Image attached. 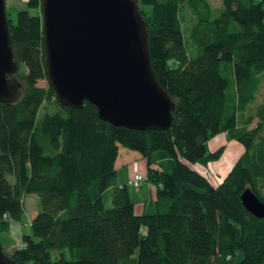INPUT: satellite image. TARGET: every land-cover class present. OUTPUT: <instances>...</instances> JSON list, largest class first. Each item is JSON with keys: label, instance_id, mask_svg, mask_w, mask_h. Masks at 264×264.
I'll return each instance as SVG.
<instances>
[{"label": "trees", "instance_id": "trees-1", "mask_svg": "<svg viewBox=\"0 0 264 264\" xmlns=\"http://www.w3.org/2000/svg\"><path fill=\"white\" fill-rule=\"evenodd\" d=\"M137 2L150 63L174 101L167 127L112 123L87 99L61 105L45 71L40 0L14 19L6 9L21 93L0 100L2 248L18 264H264V216L240 198L248 185L264 199V0H221L216 12L209 0ZM45 101L54 107L38 112ZM220 131L243 149L213 182L193 164L219 157L225 144L208 140ZM120 144L145 156L142 178L155 186L141 212L116 177ZM28 191L40 207L7 250L1 234Z\"/></svg>", "mask_w": 264, "mask_h": 264}, {"label": "water", "instance_id": "water-1", "mask_svg": "<svg viewBox=\"0 0 264 264\" xmlns=\"http://www.w3.org/2000/svg\"><path fill=\"white\" fill-rule=\"evenodd\" d=\"M45 71L61 105L92 101L101 118L136 128L167 127L174 101L150 63L137 0H40ZM5 0H0V100H15L21 80ZM243 205L264 216V199L248 185ZM0 264H18L0 241Z\"/></svg>", "mask_w": 264, "mask_h": 264}, {"label": "rangeland", "instance_id": "rangeland-1", "mask_svg": "<svg viewBox=\"0 0 264 264\" xmlns=\"http://www.w3.org/2000/svg\"><path fill=\"white\" fill-rule=\"evenodd\" d=\"M209 2L211 3L212 6V10L214 12H216L218 10V8L221 5V0H209ZM6 3V9L8 11L9 16H11L13 19L15 18V10L17 7H27L30 12H36L37 7L36 6H32L26 3V0H5ZM184 16L182 18V25L184 27H186L187 25L190 24V19L192 18V13L189 10L188 6H184V12H183ZM188 34L186 33V31L184 30V37L185 39H187ZM38 83H45V78L44 77H40L37 79ZM263 91V86L261 85L259 88V91L257 92L256 95V100H258L260 98V95ZM54 107V103L51 101H45L43 102L39 109L38 112H42L44 109H52ZM221 135V134H220ZM219 137L217 135H213L211 138H209L208 140V144L209 146H211L210 148H214L215 146H217L220 141H225L226 145H225V149L222 151V153L219 155L218 158L215 159H210L208 160V163L204 165V167L202 168L203 170L206 171H202L204 173H206L207 175L209 174V178L210 180H212V176H214L213 178L215 179V181L218 180L217 174L212 172V168L213 166L217 168V166H219L220 162H225L228 163L231 161H233V159L236 158L238 153H233L236 148L234 147L233 144V139L231 138H227V139H218ZM132 153V150H130V148L120 144L119 145V150H118V156H117V160L115 162V166H117V170H116V177L118 179L119 182H126L127 186H128V190L130 192V195L133 198H143L146 197L148 193L146 189V179L145 177L142 178V182L139 185L138 189H135L134 185L131 183L127 182L126 175H127V163H125L123 160L124 159H128L131 158V162L132 165L134 167V170H137V160L135 157H133L134 155ZM140 157V155H138V158ZM143 158L145 159V156H143ZM143 158L140 157L139 158V164H140V168L142 170V173L144 172V162H143ZM197 164H199L197 162ZM220 176V175H219ZM149 183V180H148ZM146 191V192H145ZM137 203V202H136ZM40 207V203L38 200V195L35 191H28L26 193H24L23 195V215L20 219L15 220L14 222H11L8 225V229H5L2 234H1V238L3 243L5 244V248L7 250H9V247L14 245L17 242V239L20 236V232L23 229H28V222H29V218L36 212V210Z\"/></svg>", "mask_w": 264, "mask_h": 264}, {"label": "crops", "instance_id": "crops-1", "mask_svg": "<svg viewBox=\"0 0 264 264\" xmlns=\"http://www.w3.org/2000/svg\"><path fill=\"white\" fill-rule=\"evenodd\" d=\"M221 134V135H220ZM214 135H217L219 138L218 139H227L228 137L226 136V134H225V132L224 131H220V132H217L216 134H214ZM212 137V136H211ZM210 137V138H211ZM220 139V140H221ZM231 139H233V144H234V147L236 148V150L233 152V153H238L237 154V156L239 155V153L242 151V149H243V145H242V143L240 142V141H238L237 139H234V138H231ZM224 143L225 145H226V143H225V141H220V143ZM211 147V146H210ZM224 149H225V147H224ZM118 150H119V148H118ZM130 150H132V152H135V153H132L134 156L133 157H135L136 158V160H137V170L138 171H140V172H142V170H141V168H140V164H139V158L140 157H142L143 158V156L139 153V152H137L136 150H134V149H131L130 148ZM138 155H140V157L138 158ZM118 156V155H117ZM236 156V157H237ZM218 158V157H217ZM131 158H128V159H124L123 161L125 162V163H127V167H126V169H127V175H126V178L125 179H127V177H129V176H131L132 174H133V170H134V167H133V165H132V162H131V160H130ZM215 159V158H214ZM236 159V158H235ZM235 159H233V161L235 160ZM116 160H117V157H116V159H115V162H116ZM233 161H231L230 160V162H228V163H225V162H220L219 163V166H217V168L216 167H214L213 166V168H212V172L213 173H215V174H217V177H218V179L227 171V169L231 166V164L233 163ZM143 162H144V165H142V166H144V172H145V167H146V161H145V159L143 158ZM208 163V161L206 162V163H204V164H202V163H199V164H197V162H195L193 165L196 167V168H198L199 170H201V171H206V170H203L202 168L204 167V165L205 164H207ZM115 169L117 170V166H115ZM220 175V176H219ZM208 177H209V174H208ZM214 176H212L211 178H212V181L214 182V178H213ZM146 179V178H145ZM142 180V179H141ZM139 181V183H138V186L137 187H134L135 189H138L139 188V185L141 184V183H143L142 181ZM146 189L148 188V190H147V192L146 193H148L147 194V196L146 197H143V198H138V196H137V198H133L131 195V198L133 199V209H134V211L135 212H141V211H143V210H145L146 208H149V207H151V203L149 202V200H151L152 198H154L155 197V186H154V184L152 183V182H150L149 181V183H148V179H146ZM130 193V192H129ZM137 202V203H136Z\"/></svg>", "mask_w": 264, "mask_h": 264}, {"label": "built area", "instance_id": "built-area-1", "mask_svg": "<svg viewBox=\"0 0 264 264\" xmlns=\"http://www.w3.org/2000/svg\"><path fill=\"white\" fill-rule=\"evenodd\" d=\"M142 176V172L135 170L131 176L127 177V182L137 186Z\"/></svg>", "mask_w": 264, "mask_h": 264}]
</instances>
